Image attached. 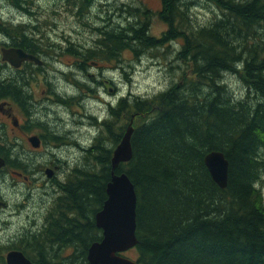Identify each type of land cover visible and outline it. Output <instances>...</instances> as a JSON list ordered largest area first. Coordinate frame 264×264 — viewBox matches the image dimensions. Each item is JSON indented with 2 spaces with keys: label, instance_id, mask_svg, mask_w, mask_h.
<instances>
[{
  "label": "trees",
  "instance_id": "trees-1",
  "mask_svg": "<svg viewBox=\"0 0 264 264\" xmlns=\"http://www.w3.org/2000/svg\"><path fill=\"white\" fill-rule=\"evenodd\" d=\"M192 1L161 0L157 12L119 7L125 18L91 25L96 37L80 51L43 43L40 29L30 33L24 23L14 26L0 16V32L15 45L31 53L55 46L83 67L165 47L177 62L168 88L151 97L129 93L99 122L91 116L99 132L84 149L85 162L61 187L45 227L14 247L32 264H90L88 247L101 238L94 214L106 199L113 150L130 123L133 153L114 171L125 172L135 187L138 263L264 264V198L257 186L264 167V0H207L216 10L208 24H195ZM7 2L30 13L27 0ZM62 3L79 19L95 6V0ZM155 16L165 24L159 36L150 33ZM227 74L241 80L243 97L228 90ZM214 150L228 159L224 189L204 164ZM4 251L0 264H7Z\"/></svg>",
  "mask_w": 264,
  "mask_h": 264
},
{
  "label": "flooded vegetation",
  "instance_id": "flooded-vegetation-1",
  "mask_svg": "<svg viewBox=\"0 0 264 264\" xmlns=\"http://www.w3.org/2000/svg\"><path fill=\"white\" fill-rule=\"evenodd\" d=\"M64 39V42H58L61 49L73 45L80 51L84 47L71 37ZM9 41L0 44V72L10 67L16 73V76L9 75L0 79V158L3 159L0 166V249H7V252L17 249L14 247H18V241L26 240L24 235L29 236L45 227L50 208H54L56 198L61 195V187L69 180L73 170L80 169L77 164L67 166L61 153L68 146L81 148L77 139H70V130L65 127L66 124L78 127L82 123L75 114L52 113L51 106L65 108L69 100L79 103L84 96H88L81 87L82 74L86 70L81 59L71 56L74 60L63 65L68 69L66 71L65 68L55 67L56 63L60 64L56 59L59 54L47 58L42 57L43 51L31 53L20 47L38 56L42 63L25 60L20 67H14L3 60L1 54L3 49L19 47L12 40ZM52 69L62 79L48 80L46 75ZM26 77L28 79L23 80ZM105 80L112 82L111 79ZM42 85L44 87L41 88ZM26 86L32 90H26ZM66 86L71 87L70 90H66ZM14 150L19 152L13 154ZM44 154L49 159L38 160ZM62 174L63 180L59 177ZM51 187L53 194H58L54 201L51 200L53 194L49 192ZM8 192L21 196L16 212L6 211L11 206L10 200L5 197ZM13 228L14 233L10 231ZM7 252L5 256L2 253L4 259Z\"/></svg>",
  "mask_w": 264,
  "mask_h": 264
},
{
  "label": "rangeland",
  "instance_id": "rangeland-1",
  "mask_svg": "<svg viewBox=\"0 0 264 264\" xmlns=\"http://www.w3.org/2000/svg\"><path fill=\"white\" fill-rule=\"evenodd\" d=\"M27 1L29 5H26V8L30 13L14 9L9 5L7 0H0V16L2 20L5 22L11 21L14 26L19 23H24L26 26L28 24L27 30L34 29L33 26L40 29L39 32L44 35L39 33L40 35H36V37H43V39H41L43 43H45L46 40L47 42L50 40L51 43L57 44L58 47V42H64L65 37H71L73 41L81 42L84 45L83 48L91 46L96 37L91 30V25L94 27L103 26L104 24L109 25L112 23L111 19L118 20V18H125V14L118 9L119 7L125 8L126 4L132 6L145 5L152 11L157 12L161 6V0H95V6L89 13V17L85 15L79 19L72 15L73 11L67 6H64L62 3L63 0ZM189 7L195 24H208V22H210L209 20L212 19L216 12L214 6L207 0H193ZM106 19H110V21ZM151 23L150 33L159 36L160 31L165 28V24L159 21L156 16L152 18ZM32 31L33 30H28L30 33H32ZM9 40L11 39L0 33V44L3 42L10 43L11 41ZM61 46L65 47L66 45L61 44ZM175 47H177V45H175ZM166 48L167 47L163 48L164 50H161V52L146 53L141 58L137 59L130 53L125 52L120 63L102 62L97 65H92L91 62L87 61L88 65L85 66L86 70L82 74V81L83 84H87L83 87V90L88 93V96H84L79 103L68 101L65 108L52 105L50 110L52 113L65 112L70 115L75 114L76 118L82 123L81 126L79 125L78 127H70L69 124H66L65 127L64 124V127L70 130V139L73 141L77 139L81 144V148L68 146L65 148L64 152L61 153V157L65 158L63 161L67 163V166H75L77 164L82 167V164L85 162L83 159L85 157L84 149L93 144L94 137H96V134L99 132V128L93 123V117L98 116V122L100 119L105 118L108 106L114 105L112 103L113 100L117 102L119 97L127 96L129 93L138 97H151V95L161 92L170 86L171 82L177 77V72L174 67L177 65V62H173L172 58L174 54L166 50ZM55 49H57L55 46H53V49L52 47L47 49V53L44 52L42 57H55V54L58 53ZM71 56L72 55H66L65 52L59 53L56 59H58L57 62L62 65L54 63L55 67L65 68L63 65L69 64V62L74 60V57L72 56V58ZM65 70L68 71L66 68ZM9 75L16 76V73L12 68L5 67L3 71L0 72V79ZM46 76L48 80L62 79V76L57 74L53 69L49 70ZM105 79H111L112 82L106 83ZM224 79L228 90L234 96L238 98L244 96V86L236 74H227ZM42 87L44 86L42 85L41 88ZM66 88V90H70L69 88L71 87L66 86ZM25 89L28 91L32 90L31 87L28 86H26ZM111 90L113 91L111 92ZM121 93H123V95H121ZM105 97H107V99ZM101 114H103V118H101ZM24 144L26 145V141H24ZM26 148H28L27 145ZM18 152L19 151L14 150L13 154ZM19 155L21 156V154ZM47 158L49 159V157L44 154L42 158L38 160L45 161ZM59 177L63 180V174L59 175ZM260 177L261 182L257 184V186L262 189L264 198V167ZM13 191L14 190H12V192ZM49 192L52 194L54 193L52 187ZM55 195L58 194H53L51 200L54 201ZM5 197L11 202L9 210H6L7 213L16 212L15 210L17 209L18 203L21 201V196L8 192ZM14 229L15 228L10 229V231L14 233ZM6 252L7 249L4 251V256ZM135 253V250L132 248L124 252L123 255L131 259H136Z\"/></svg>",
  "mask_w": 264,
  "mask_h": 264
},
{
  "label": "water",
  "instance_id": "water-1",
  "mask_svg": "<svg viewBox=\"0 0 264 264\" xmlns=\"http://www.w3.org/2000/svg\"><path fill=\"white\" fill-rule=\"evenodd\" d=\"M2 58L11 66L20 67L23 61L30 60L42 63V60L20 47H11L2 50ZM108 83L109 81H105ZM113 90H111L112 92ZM131 123L126 128L120 142L115 146L111 159V177L106 182V199L100 209L94 214L95 225L101 231V238L90 243L87 250V260L90 264H139L124 252L137 245L136 236V204L137 196L134 184L125 172L116 173L120 163L127 162L132 156ZM35 143V140H32ZM3 159L0 158V166ZM204 164L208 168L211 179L224 189L227 186L228 159L219 150L205 154ZM7 264H32L31 260L18 249L7 252Z\"/></svg>",
  "mask_w": 264,
  "mask_h": 264
},
{
  "label": "clouds",
  "instance_id": "clouds-1",
  "mask_svg": "<svg viewBox=\"0 0 264 264\" xmlns=\"http://www.w3.org/2000/svg\"><path fill=\"white\" fill-rule=\"evenodd\" d=\"M121 95H123V93H121ZM105 98L107 99V97H105ZM112 103H113V104H115V103H116V101H115V100H113V101H112ZM101 118H103V114H101Z\"/></svg>",
  "mask_w": 264,
  "mask_h": 264
},
{
  "label": "bare ground",
  "instance_id": "bare-ground-1",
  "mask_svg": "<svg viewBox=\"0 0 264 264\" xmlns=\"http://www.w3.org/2000/svg\"><path fill=\"white\" fill-rule=\"evenodd\" d=\"M85 120H86V119H85ZM85 120H84V121H85ZM86 121H87V120H86ZM86 121H85V122H86ZM209 174H210V173H209Z\"/></svg>",
  "mask_w": 264,
  "mask_h": 264
}]
</instances>
